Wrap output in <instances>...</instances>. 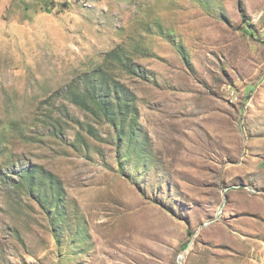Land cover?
<instances>
[{"label": "rangeland", "instance_id": "rangeland-1", "mask_svg": "<svg viewBox=\"0 0 264 264\" xmlns=\"http://www.w3.org/2000/svg\"><path fill=\"white\" fill-rule=\"evenodd\" d=\"M0 264H264V0H0Z\"/></svg>", "mask_w": 264, "mask_h": 264}]
</instances>
